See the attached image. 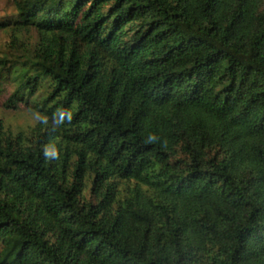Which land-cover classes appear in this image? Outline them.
<instances>
[{"label": "trees", "instance_id": "1", "mask_svg": "<svg viewBox=\"0 0 264 264\" xmlns=\"http://www.w3.org/2000/svg\"><path fill=\"white\" fill-rule=\"evenodd\" d=\"M14 2L0 264H264V0Z\"/></svg>", "mask_w": 264, "mask_h": 264}, {"label": "rangeland", "instance_id": "2", "mask_svg": "<svg viewBox=\"0 0 264 264\" xmlns=\"http://www.w3.org/2000/svg\"><path fill=\"white\" fill-rule=\"evenodd\" d=\"M14 20L18 21V9L15 6L14 0H0V23L10 25L6 29H0V56L3 52H7L9 33L12 27L15 28ZM138 28H134V32ZM133 32V33H134ZM133 33L129 36L131 39ZM24 37L26 38L24 44H28V50L32 49L37 43L38 38H30L32 31H22ZM16 89V85L12 82H4L0 85V125L3 126L5 130H11L12 132H18L22 130L29 129V127L34 126L37 122V112L28 108L23 103L18 104L16 109L8 107L9 100L12 98L13 93ZM8 128V129H7Z\"/></svg>", "mask_w": 264, "mask_h": 264}]
</instances>
